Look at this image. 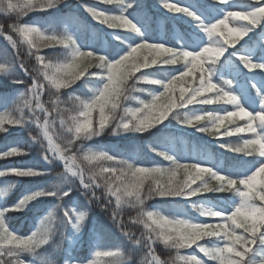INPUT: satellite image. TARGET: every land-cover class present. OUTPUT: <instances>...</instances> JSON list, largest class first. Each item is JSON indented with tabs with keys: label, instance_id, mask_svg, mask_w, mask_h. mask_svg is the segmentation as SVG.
<instances>
[{
	"label": "snow or ice",
	"instance_id": "6c2138e0",
	"mask_svg": "<svg viewBox=\"0 0 264 264\" xmlns=\"http://www.w3.org/2000/svg\"><path fill=\"white\" fill-rule=\"evenodd\" d=\"M62 3L64 0H0V15L11 18L14 14L17 21L8 25V33L0 26V36L14 50L11 60L7 57L0 60V77L24 88L17 96H0V108L3 109L0 111V132L7 133L10 127L35 126L38 135H30L41 147V159L47 164L62 161L64 167V172L54 183L26 191L12 206L7 204V198L16 189L19 178L45 177L48 173L35 163L0 169V264H34L36 260L39 264H55L53 259L43 256L41 250L54 241L60 227L70 228V249L65 264H132V257L122 249L104 246L98 240L93 243L89 257L81 259L72 255L89 216L88 211L80 210L75 201L73 206L64 203L66 198L72 200L76 185L88 197L89 203L100 201L97 190H102L103 196L107 197L103 205L105 211L115 201V210L110 213L112 223L134 247L143 245L147 248L150 257L147 264H167L156 255L157 245L175 250L172 264H264V87L252 80L255 99L249 104L236 93L235 77L216 79L217 66L228 73L236 69L264 70V52L258 58L255 52L244 51L243 46L236 47L257 28L264 29V0H248L244 4L237 0H215L210 6L214 9L211 15L192 0L183 3L158 0L165 15L173 14L171 19L194 25L192 39L181 37L176 47L162 38L145 35L144 23L129 11L138 7V0H97V4L114 5L118 13L79 0V7L85 13L113 30L108 34L118 43L112 52L91 46H88L91 50H82L85 46L67 29L57 33L35 23L19 22L31 12L58 11ZM117 29H124L128 34L115 31ZM21 44L34 58L35 69L30 70L20 57ZM57 46L67 50L65 60L54 62L41 54L43 49ZM230 47L232 51H229ZM221 57L225 59L222 61ZM181 61L182 67L172 69L166 80L157 78L154 72L141 71L153 66H157V70H166L164 66ZM91 68L97 71H89ZM18 71L30 79V85L16 76ZM195 71L200 72L197 86L191 88L187 97L188 90L181 88L176 97V82ZM138 72L141 73L139 76L136 75ZM92 78H96L98 86L87 98L71 94H68L67 102L61 98L63 89L72 88L81 80L86 85ZM129 80L133 81L131 85ZM140 83L159 87L148 93L150 99H140L133 95L145 91L136 87ZM46 88L54 92L53 108L61 128L68 134L63 143L57 142L52 134L56 121L50 119L52 111L40 100ZM162 98L167 99L161 103ZM128 101H134L135 105H129ZM220 102L231 105L232 110L192 108L183 111L189 105ZM97 109L98 119L94 123L93 113ZM38 113H43V119ZM169 115L179 125L215 138L226 152L251 159L244 161L242 166L228 168L206 155L193 156L191 162L181 163L182 157L154 138L148 145L150 151L169 164L167 167L141 166L132 158L84 147L83 141L101 136L109 129L113 136L151 133V129L168 120ZM233 118L244 120V126L236 124L227 128L225 121L235 123ZM221 127H225L222 134L219 132ZM240 133L249 135L241 136L238 143L219 139L220 135ZM77 141L81 143L74 152ZM27 154L24 146L16 144L0 152V159ZM178 174L182 178H178ZM9 176L18 179L8 182ZM207 193L213 196L205 195ZM220 193H231V200L217 195ZM155 197L186 201L199 215H166L159 210H147L144 207L146 200ZM45 198L59 203L45 210L46 214L39 218L30 234H17L9 223L11 214L35 206ZM213 199L218 203H213ZM124 206L138 209L136 217L131 219L132 223L143 226L142 239L124 230V220L118 211ZM205 238L212 240L211 246L200 243ZM193 246L206 259L195 253L181 254L182 249ZM26 256L32 259L28 261Z\"/></svg>",
	"mask_w": 264,
	"mask_h": 264
},
{
	"label": "trees",
	"instance_id": "16d2710c",
	"mask_svg": "<svg viewBox=\"0 0 264 264\" xmlns=\"http://www.w3.org/2000/svg\"><path fill=\"white\" fill-rule=\"evenodd\" d=\"M193 1V0H192ZM199 3H203L204 0H197ZM243 4L248 2V0H240ZM86 3L96 4L97 7L105 9L107 11L118 13V9L114 5L108 4H97V0H85ZM176 2V1H171ZM181 3L184 0H180ZM207 3L213 4L215 0H207ZM136 17L141 18L142 22L146 26V36L153 38H162L161 30H165L166 37L169 39V43L176 47L178 46V40L173 38V33L179 29L187 37H190V33L193 32L194 25L185 23L182 20H173L171 15H165V10L158 5V0H138V7H134L129 10ZM162 21V26L160 23ZM17 22L14 14L11 18L0 15V26H3L5 33H8V25L11 23ZM20 23H35L39 26L44 27L45 25L49 26L52 31L57 33H62L67 29L70 33L74 34L72 27L78 28L82 36H85L84 45L82 49L84 51L91 50L90 47H95L97 49H104L106 52H112L115 50V46L118 43L113 39L108 33L113 31L112 29H107L106 26L100 25L98 21L93 20L87 13H85L79 7V0H64L59 6V10H48L47 12H31L27 16L21 17L19 20ZM264 29L257 28L254 32L249 34L248 37H245L247 41V47L249 49L254 48V52L257 56H260L261 52H264V35L261 31ZM122 34L127 35V31L124 29L115 30ZM15 35V34H13ZM91 38V41L89 40ZM244 40H241L237 48L241 47ZM258 41L259 45H253V42ZM244 48V46H243ZM232 49V48H231ZM20 57L25 62L26 66L31 70L36 68V63L34 58L30 57L27 53L26 46L23 44L19 45ZM66 49L61 46L55 48H46L43 49L41 54L45 55L47 58L53 60L54 62H61L66 58ZM14 50L7 43L3 36H0V60L7 57L11 60L12 53ZM225 56H227L225 54ZM222 61L225 59L221 57ZM182 61L178 62L175 65H166L164 68L166 70H157V66H153L151 69H142L141 71H150L156 74V77L161 80H166L171 74L172 69H178L182 67ZM240 70L236 69L235 71ZM91 72L97 71L96 68L89 69ZM245 76V79L248 80L249 74L258 77L260 76L262 82L264 83V70L254 69V70H240ZM228 72L221 71L219 66H217V75L216 79L219 80L222 76H226ZM35 74V73H33ZM141 73H136L139 76ZM200 72L195 71L191 76L185 77L183 80L176 82L175 93L176 97H179L181 88L188 90L185 95L189 94L191 88L197 86V80ZM16 76L24 79L27 84L30 85L31 81L29 78L25 77L22 72H17ZM226 78L229 79V76ZM129 85L133 81H128ZM98 86V81L96 78L88 80V83L85 85L83 80L78 81L76 85H73L72 88L63 89L61 98L67 102L68 94L73 96H80L82 99L90 96L91 90ZM136 87L144 89L145 91L133 93V95L139 97L140 99H150L148 93L154 92L158 89V85H150L146 83L137 84ZM23 86L12 85L0 77V96H17L20 91H23ZM251 91L255 93V90L251 87ZM211 95V94H206ZM55 99L53 90L46 88L44 94L41 96V103L45 108H48L52 111V116L50 119L55 120V125L52 129V134L57 139V142L63 143L67 138L68 134L59 124L57 119V114L53 108L52 101ZM167 98H162L161 103H163ZM199 99V98H198ZM128 104L131 106L135 105L134 101H128ZM70 106V105H62ZM11 108L12 105L9 104ZM204 109L205 111H211L215 109L227 108V104L223 102L215 103L211 105H189L188 108L184 109V112H188L190 109ZM0 111H3L0 108ZM43 119V113H38ZM25 115L28 116L29 112L26 109ZM67 115V114H65ZM94 123L98 119V109L93 113ZM235 123L225 121V126L227 128L235 127L236 124L245 123L244 120H239L238 118H233ZM225 131V127H221L219 132L222 134ZM111 130L109 129L104 134L98 137H94L92 140L83 141L84 147L86 149L93 150H105L109 154H115L124 158H132L138 162L141 166H161L167 167L169 162L164 160L162 157L156 156L152 153L148 147L149 144L154 142V138L158 139L159 142L167 149L172 151L174 154H177L178 157H182L181 163L191 162L193 156L206 155L214 162L222 165L225 168L232 166H242L243 162L250 160L251 158L243 157L242 154L226 152V150L219 147L215 142V138L209 137L206 134L196 132L194 128L189 126H181L177 123L175 119H172V116L169 115L168 120H165L162 124L156 126V128L151 129V133H128L120 136H113L110 134ZM38 135V129L35 126L31 128H9L7 133L0 132V152L7 150L10 146H15L20 144L24 146L28 152L27 155L11 157L6 159H0V169L13 167V166H22L25 164H37L41 169L47 171L48 175L45 177L37 178H19L16 189L10 194L7 198V204L9 206L14 205V203L25 194L26 191L31 190L37 186L47 187L50 184L54 183L57 177L64 172L63 162L55 161L52 164H47L40 157L41 147L39 144L34 143L31 140V135ZM248 133H240L232 136H223L220 135L219 139L230 140L234 143L240 142L241 136L247 137ZM81 141H77L76 145L73 146V151H77ZM174 144L175 146H173ZM195 147V148H194ZM195 149V150H194ZM178 178H182L181 174H178ZM8 182H16L18 178L15 176H9L6 178ZM97 195L101 196L100 201L92 200L89 203L88 197H85L82 193V190L79 189V186L76 185V191L72 193V200H65L67 206H73V201L76 202V206L80 210H86L89 213L88 219L85 221L82 231L79 237L76 240L75 248L73 249L72 255L78 258H87L91 255L92 245L95 241H99L104 246L109 247H119L127 255L132 257V264H147V260L150 259L148 256L147 248L141 245L140 247H134L125 236H123L120 228L114 225L110 219L111 211L115 210V201L113 200L112 204L108 205L107 211L104 210L103 205L106 203L107 197L103 196L102 190H97ZM209 197H212L213 194H205ZM221 197H224L226 200H231V193H220L217 194ZM192 199H197L193 197ZM59 201H55L51 198H45L41 202L36 203L35 206L30 205L28 209H25L22 212H15L11 214V219L9 221L10 226L17 231L19 235H28L35 230V227L38 225L39 218L46 214V209L50 206H54ZM213 203H218L213 199ZM147 210H159L163 213L173 214L177 211H185L190 214L192 217H197L199 214L191 207L186 201H173V198H161L155 197L148 199L145 202L144 206ZM58 213L60 210H57ZM119 214L124 220V230L134 233L135 238H141V234L144 231L143 226L140 224L132 223L133 217H136L138 209L124 206L119 209ZM70 228L66 229L60 227L54 241L45 246L41 253L43 256L51 258L55 261V264H65V259L67 258L68 250L70 249L69 236ZM200 243H207L209 246L212 244V240L205 238L200 241ZM195 253L201 259H206L202 253H199L195 246L191 249H182L181 254L188 255ZM156 255H158L162 260L166 261L167 264H172L176 256L175 250L167 249L162 245L156 246ZM30 258L26 256L27 260ZM38 261V260H37ZM39 262V261H38Z\"/></svg>",
	"mask_w": 264,
	"mask_h": 264
},
{
	"label": "rangeland",
	"instance_id": "374dc122",
	"mask_svg": "<svg viewBox=\"0 0 264 264\" xmlns=\"http://www.w3.org/2000/svg\"><path fill=\"white\" fill-rule=\"evenodd\" d=\"M172 1V0H170ZM238 3L240 4H243L240 0H237ZM211 5H208L206 4L205 6L203 7H200L201 9H203L204 11H206L207 9H213V7H210ZM45 28H49V26L45 25ZM72 31L75 33V36H77L79 39H82V36L81 34L79 33V31H76L74 27H72ZM262 34H264L263 31H261ZM176 37L178 38H181L183 37V35L179 32L178 34H176ZM184 38V37H183ZM84 39V38H83ZM185 39V38H184ZM238 45V44H237ZM244 45V44H243ZM231 50V47L229 48V51ZM233 50V49H232ZM231 50V51H232ZM251 49H249L247 46H245L244 48V51H249ZM226 54V53H225ZM230 76H232V79L233 77H235V91L238 95H242L243 99L248 102L249 104H251V102L254 100L252 97H251V94L249 93V87L247 85V83L242 79V78H237L235 75H234V72H230ZM259 85V84H258ZM260 87H262L261 85H259ZM258 106V105H256ZM174 145V144H172ZM195 148V147H194ZM181 212H178L177 214H179ZM36 264V263H34Z\"/></svg>",
	"mask_w": 264,
	"mask_h": 264
}]
</instances>
